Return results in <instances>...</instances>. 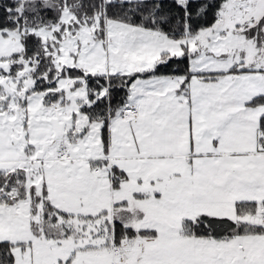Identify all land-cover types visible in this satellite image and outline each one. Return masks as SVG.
<instances>
[{
    "label": "snow or ice",
    "instance_id": "obj_1",
    "mask_svg": "<svg viewBox=\"0 0 264 264\" xmlns=\"http://www.w3.org/2000/svg\"><path fill=\"white\" fill-rule=\"evenodd\" d=\"M0 264H264V0H0Z\"/></svg>",
    "mask_w": 264,
    "mask_h": 264
}]
</instances>
